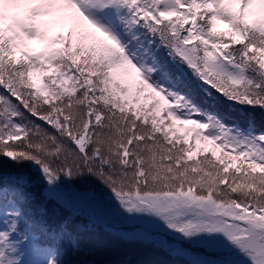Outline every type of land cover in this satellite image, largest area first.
Instances as JSON below:
<instances>
[{"label": "snow or ice", "instance_id": "1", "mask_svg": "<svg viewBox=\"0 0 264 264\" xmlns=\"http://www.w3.org/2000/svg\"><path fill=\"white\" fill-rule=\"evenodd\" d=\"M257 108L264 0H0V264H80L77 220L264 264Z\"/></svg>", "mask_w": 264, "mask_h": 264}, {"label": "trees", "instance_id": "2", "mask_svg": "<svg viewBox=\"0 0 264 264\" xmlns=\"http://www.w3.org/2000/svg\"><path fill=\"white\" fill-rule=\"evenodd\" d=\"M228 26L218 25V31H227ZM249 112L253 109H248ZM256 124L258 128L264 127V119L261 117L260 109H255ZM240 123L246 124L242 118ZM16 168L12 163H8L4 168L5 172L15 171ZM25 171H31L29 165H25ZM36 177L38 173L32 172ZM43 185H39L31 191L36 192L39 197L40 189ZM42 199V198H40ZM53 205L49 204V222L59 224L68 216L67 212L61 210L57 215L53 212ZM84 221L77 220L73 222L71 230L77 233L81 240V250L73 259L80 262V264H175L172 257L161 251L150 247H144L138 243H128L112 238L103 230L95 232L88 230H81L76 227Z\"/></svg>", "mask_w": 264, "mask_h": 264}, {"label": "rangeland", "instance_id": "3", "mask_svg": "<svg viewBox=\"0 0 264 264\" xmlns=\"http://www.w3.org/2000/svg\"><path fill=\"white\" fill-rule=\"evenodd\" d=\"M218 24H221V25H226V24H224L223 22H218ZM38 46V45H37Z\"/></svg>", "mask_w": 264, "mask_h": 264}]
</instances>
